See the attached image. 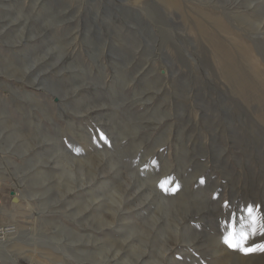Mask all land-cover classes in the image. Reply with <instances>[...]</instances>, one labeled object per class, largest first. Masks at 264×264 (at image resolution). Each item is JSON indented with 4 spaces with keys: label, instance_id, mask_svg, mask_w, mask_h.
Listing matches in <instances>:
<instances>
[{
    "label": "rangeland",
    "instance_id": "1",
    "mask_svg": "<svg viewBox=\"0 0 264 264\" xmlns=\"http://www.w3.org/2000/svg\"><path fill=\"white\" fill-rule=\"evenodd\" d=\"M0 198V264H264V0H0Z\"/></svg>",
    "mask_w": 264,
    "mask_h": 264
},
{
    "label": "built area",
    "instance_id": "2",
    "mask_svg": "<svg viewBox=\"0 0 264 264\" xmlns=\"http://www.w3.org/2000/svg\"><path fill=\"white\" fill-rule=\"evenodd\" d=\"M15 231L16 228L12 224L0 225V244H3Z\"/></svg>",
    "mask_w": 264,
    "mask_h": 264
},
{
    "label": "snow or ice",
    "instance_id": "3",
    "mask_svg": "<svg viewBox=\"0 0 264 264\" xmlns=\"http://www.w3.org/2000/svg\"><path fill=\"white\" fill-rule=\"evenodd\" d=\"M247 211H248L249 216L251 217L252 224L254 225L255 224V217L252 216V208L249 207V209ZM241 235L243 237L244 235H246V233H242Z\"/></svg>",
    "mask_w": 264,
    "mask_h": 264
},
{
    "label": "bare ground",
    "instance_id": "4",
    "mask_svg": "<svg viewBox=\"0 0 264 264\" xmlns=\"http://www.w3.org/2000/svg\"><path fill=\"white\" fill-rule=\"evenodd\" d=\"M13 201H14V205H15V203H17V202H16V201H17V198H14ZM14 210H15V209H14ZM6 211H7V210H4V212H6ZM2 217H3V216H2ZM12 225H13V224H12ZM11 239H12V238H11ZM11 239H10V241H12ZM10 241H8V242H10ZM4 244H5V243H4ZM1 246H3V244H0V247H1Z\"/></svg>",
    "mask_w": 264,
    "mask_h": 264
},
{
    "label": "crops",
    "instance_id": "5",
    "mask_svg": "<svg viewBox=\"0 0 264 264\" xmlns=\"http://www.w3.org/2000/svg\"><path fill=\"white\" fill-rule=\"evenodd\" d=\"M1 199V198H0Z\"/></svg>",
    "mask_w": 264,
    "mask_h": 264
}]
</instances>
